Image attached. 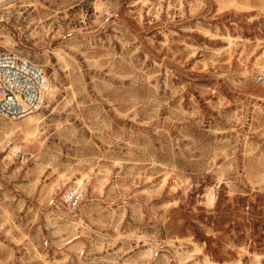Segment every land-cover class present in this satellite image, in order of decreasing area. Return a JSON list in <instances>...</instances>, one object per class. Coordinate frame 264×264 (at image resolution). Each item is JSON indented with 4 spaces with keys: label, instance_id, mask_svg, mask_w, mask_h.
I'll return each mask as SVG.
<instances>
[{
    "label": "rangeland",
    "instance_id": "1",
    "mask_svg": "<svg viewBox=\"0 0 264 264\" xmlns=\"http://www.w3.org/2000/svg\"><path fill=\"white\" fill-rule=\"evenodd\" d=\"M2 4L48 90L0 116V264H264V0Z\"/></svg>",
    "mask_w": 264,
    "mask_h": 264
},
{
    "label": "built area",
    "instance_id": "2",
    "mask_svg": "<svg viewBox=\"0 0 264 264\" xmlns=\"http://www.w3.org/2000/svg\"><path fill=\"white\" fill-rule=\"evenodd\" d=\"M48 90V77L38 65L16 55L0 54V116L19 119L41 108ZM81 193L70 191L66 201L73 207Z\"/></svg>",
    "mask_w": 264,
    "mask_h": 264
},
{
    "label": "bare ground",
    "instance_id": "3",
    "mask_svg": "<svg viewBox=\"0 0 264 264\" xmlns=\"http://www.w3.org/2000/svg\"><path fill=\"white\" fill-rule=\"evenodd\" d=\"M2 1V0H0ZM5 0L2 1V3L4 2ZM0 4V7L4 4ZM36 121H38V118H34L32 116H27V120H26V125H28L29 127H33V128H37V124L38 122L36 123ZM32 134L34 135L35 133L33 131H29L26 133V138H28L29 136H32ZM8 136V135H7ZM25 139V138H24ZM27 141V140H26ZM14 150V149H13ZM17 150V149H16ZM78 183L80 184L81 183V180H78Z\"/></svg>",
    "mask_w": 264,
    "mask_h": 264
}]
</instances>
